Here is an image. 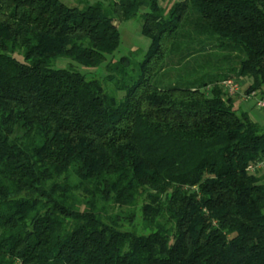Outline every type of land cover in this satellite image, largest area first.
I'll return each mask as SVG.
<instances>
[{
    "label": "trees",
    "instance_id": "16d2710c",
    "mask_svg": "<svg viewBox=\"0 0 264 264\" xmlns=\"http://www.w3.org/2000/svg\"><path fill=\"white\" fill-rule=\"evenodd\" d=\"M73 1L0 0V264H264V0Z\"/></svg>",
    "mask_w": 264,
    "mask_h": 264
},
{
    "label": "rangeland",
    "instance_id": "374dc122",
    "mask_svg": "<svg viewBox=\"0 0 264 264\" xmlns=\"http://www.w3.org/2000/svg\"><path fill=\"white\" fill-rule=\"evenodd\" d=\"M63 3H65L68 6H77V4L75 3V1L73 0H61ZM92 3L94 2H98V1H104V0H91ZM162 4L165 5L168 1L167 0H161ZM174 3V2H173ZM119 26V31L121 34V45L119 47V50L117 51V53L115 54L114 58L116 60H119L122 57H134V59L136 61H142L147 49L149 47V41L144 38L141 35V27H142V19L139 16L138 18L128 21V22H120L118 24ZM133 48L135 49V51H137L138 49H140V51L138 53H134L135 51H133ZM68 63H70L69 60L67 59H59L56 62V66L58 68H65ZM176 63H177V58L175 56H168L166 58V64L169 66V69H171L172 71V75L167 76V78H165L168 81H172L174 80L176 82V84H178V80H180L181 76L180 74H178L179 72H177L176 69ZM71 64L75 65L79 70L83 71L84 73H86L90 78H94V77H104L105 73L104 72H98L97 69H86L82 66H79L73 62H71ZM209 70H204V69H199L200 71L197 72L194 77L196 79H206V75L212 74V72L214 71V73H216V69L211 67L209 68ZM213 69V70H212ZM204 70V71H203ZM178 74V75H177ZM184 76V75H183ZM243 94H242V93ZM245 89L244 86H242L240 84V93L235 95L234 98L237 99V106L239 107V103L241 104V98L242 99H247L248 96L245 93ZM262 95H258L257 98H252L251 101L249 102H242L241 104V108L243 111L248 112L251 116V118L256 121L257 123L264 125V116L261 115V109L258 106V102L260 101V98L263 100ZM239 102V103H238ZM262 108V107H261ZM264 112V110L262 111Z\"/></svg>",
    "mask_w": 264,
    "mask_h": 264
},
{
    "label": "built area",
    "instance_id": "2783aa9c",
    "mask_svg": "<svg viewBox=\"0 0 264 264\" xmlns=\"http://www.w3.org/2000/svg\"><path fill=\"white\" fill-rule=\"evenodd\" d=\"M224 86H225L229 96H235V95L240 93V83H236L234 81H227L224 83ZM257 97H258V95L256 93L255 94L253 93L248 98H257ZM258 106L264 107V100H262L261 98H260V101L258 102ZM262 166H264V163L261 166H259L258 168H260Z\"/></svg>",
    "mask_w": 264,
    "mask_h": 264
},
{
    "label": "crops",
    "instance_id": "0c3cea01",
    "mask_svg": "<svg viewBox=\"0 0 264 264\" xmlns=\"http://www.w3.org/2000/svg\"><path fill=\"white\" fill-rule=\"evenodd\" d=\"M165 1V0H164ZM168 2L166 3L167 5H172L173 4V2L175 3V2H181V1H185V0H167ZM162 3V2H161ZM133 51H135V49L133 48ZM242 86H244V89H245V91L248 89V87L251 85V81H249L248 79H243L242 81H241V83H240ZM263 98V97H262ZM252 100V98H247V99H242L241 98V101H239V102H241V104H242V102H249V101H251ZM263 100H264V98H263ZM238 102V103H239ZM241 104L239 103V106L241 107ZM260 109H261V115L264 113V112H262L263 110H264V107H260ZM250 115V114H249ZM262 116H264V114L262 115ZM251 117V116H250ZM252 119V118H251ZM254 119V118H253ZM252 119V120H253ZM254 121V120H253ZM254 122H256V121H254ZM258 171H259V173L260 174H264V166H262V167H260V168H258Z\"/></svg>",
    "mask_w": 264,
    "mask_h": 264
}]
</instances>
